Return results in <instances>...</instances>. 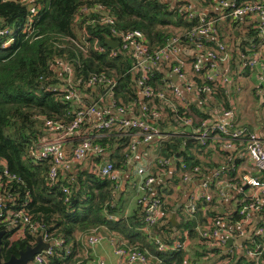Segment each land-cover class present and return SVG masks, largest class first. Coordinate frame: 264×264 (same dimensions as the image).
I'll return each mask as SVG.
<instances>
[{"label":"trees","instance_id":"1","mask_svg":"<svg viewBox=\"0 0 264 264\" xmlns=\"http://www.w3.org/2000/svg\"><path fill=\"white\" fill-rule=\"evenodd\" d=\"M199 1V7L205 8L211 0ZM178 3L165 0H31L28 3L34 9L31 12L28 4L0 0V28L10 29L11 37V42L6 46L2 45L5 36L0 37V162L18 178V181H12L11 190L17 193L18 201L26 198V211L30 219L41 223L53 235L62 236L70 247L68 255L53 256L48 264L85 261L78 254L79 247L85 244L86 237L96 233L115 237L117 245L126 249L145 251L152 263L184 264V250L159 249L158 243L170 246L183 238L190 239L202 216L203 204L197 202L194 213L189 215L182 201L169 203L172 190L159 180L153 188L161 201L160 216L145 230L142 206L136 202L128 205L129 196L135 189L132 182L137 167L136 159L128 160L131 156L128 150L129 136L102 130V135L93 139L102 148L100 154L87 155L73 163L55 183H49L47 179L48 160L33 162L28 154L35 139L45 131V119L68 123L73 117V105L62 99L60 91L51 90L63 85L65 78L60 70L51 65L55 59L66 60L71 65V87L84 94L87 101L108 91L112 92L117 102L131 103L136 99L134 75L128 71L131 57L120 51L112 56L111 50L102 43L103 37L109 36L107 25L98 22L97 14L83 11L82 8L100 5L113 18L115 29L141 31L147 47L154 49L172 35L179 34L183 40V32L198 23V16L186 18L180 14L177 11ZM29 14L31 21L27 31L24 29ZM244 21L225 19L214 23L219 40L225 43L228 35L234 39L230 52L231 69L236 52L243 51L253 42L254 32L247 30ZM225 27L230 29L227 35ZM240 28L244 32L239 33ZM235 31L238 32L236 37ZM94 40L97 46L103 48L102 51L94 48ZM186 45L189 48L191 44ZM90 74H103L114 84L111 88L105 84L86 87L84 82ZM229 75L235 80L233 73ZM246 76L247 70H244L240 78ZM161 77L159 71H154L149 83L160 86ZM236 94L233 91L226 95L223 88L217 86L205 97V101H189L182 106L176 105L175 109L166 106L161 129L177 134L159 143H148L145 149L151 147L158 157H172L178 153L187 164L206 169L218 166L219 163L213 161L212 157L215 152H221L224 156L223 151L215 144L201 146L196 141L187 142V138L178 134L186 127L175 118V113L196 122L228 107L235 110V103L231 99ZM261 104L264 105L263 102ZM249 128L252 127L249 125ZM200 155L206 159L205 162L199 158ZM105 161L119 170V181L97 173L96 168ZM141 165L148 168L146 173L161 169L155 162L150 163L149 167L145 163ZM176 182L174 177V184ZM61 184L67 185L66 193L61 192ZM171 213L175 216L174 224L168 219ZM227 213L231 220L238 218L234 211ZM215 214L221 218L223 216L218 211ZM260 215L254 221L253 228L262 227L263 234L258 236L253 232L251 238L257 243H264V215ZM3 228L0 226V229ZM10 231L6 229L1 238L2 259L16 255L33 239L27 236L10 242ZM251 244L250 240L241 241L243 247ZM209 251L211 249L208 250L205 243H201L195 255L203 256ZM224 257L223 264H250L242 252H232Z\"/></svg>","mask_w":264,"mask_h":264},{"label":"built area","instance_id":"2","mask_svg":"<svg viewBox=\"0 0 264 264\" xmlns=\"http://www.w3.org/2000/svg\"><path fill=\"white\" fill-rule=\"evenodd\" d=\"M12 1L23 4L31 2ZM165 1L179 2L177 11L186 18L198 16V23L183 32V40L179 34L172 35L163 45L154 49L147 47L141 31L115 29L113 18L100 5L82 8L83 11L97 14L98 22L107 25V37L117 42L115 48H109L110 54L114 56L120 51L131 57L132 63L128 71L134 75L136 99L131 103L117 102L112 92L108 91L87 101L83 94L71 87V65L66 60L55 59L51 65L60 70L65 78L63 85L52 87L51 90L60 91L62 99L73 105V117L68 123L45 119L44 133L35 139L28 152L33 162L48 160L49 183H55L73 163L81 161L87 155H99L102 148L93 139L101 136L102 130L129 136L128 150L131 156L128 160L131 161L133 154L141 146L154 141L159 143L177 134L172 130L161 129L166 106L175 109L176 105L182 106L189 101H205V97L217 86L229 95L239 89L236 80L244 70H247V104L253 93L264 103V0H211L205 8L199 7V0ZM29 9L34 11L33 8ZM225 19H244L247 30L254 32L253 42L249 47L236 52L232 60L233 69L229 66L231 53L227 50V45L218 39L214 25ZM30 21L31 14L27 16L24 30L28 31ZM2 36H5L3 46L11 42L10 29L0 28V37ZM186 43L191 44L189 48ZM93 46L99 51L103 49L96 45L95 40ZM154 71H159L162 75L161 84L157 87L149 83ZM229 73L236 76L235 80ZM101 84L111 88L114 82L103 74H90L84 82L86 87ZM236 117L233 107L222 109L212 117L196 122L190 117L175 113V118L186 127L178 134L201 146L215 144L226 153L224 161L214 168L189 165L178 153L172 157H158L155 152L151 159L161 169L175 161L179 171L178 181L182 184L195 183V190L190 192L185 202V211L189 215L194 213L197 202L203 204L202 216L190 239L183 238L170 246L158 243L159 249L168 247L184 250V264H223L224 256L232 252H242L250 264H264V243H257L251 238L253 232L258 236L263 234L262 227L253 228V223L260 214L264 215V137L249 128L248 108L238 121ZM244 157L250 162L253 174L238 175L239 164ZM0 164V226L4 227L3 230H11L10 233L16 231L20 236L17 239L8 236V240L12 242L30 236L33 239L29 244L33 245L35 237L40 236L45 247L32 256L31 264H48L53 256L68 255L70 247L62 236L53 235L41 223L30 219L26 211V198L18 201L17 193L11 190L12 181H18V178L7 170L3 162ZM96 169L98 174L113 181L120 180L119 170L108 161ZM158 175L159 172L146 173L145 168L137 166L132 182V186L138 191L135 202L142 206L145 230L160 216L161 201L153 188ZM243 187L247 189V195L237 201L234 209L238 218L230 219L226 228L221 218L215 214V208L225 200L229 192ZM60 188L61 192H67L66 184H61ZM228 238H231V243L227 247ZM244 239L250 240L252 244L241 246ZM102 240L112 249L116 264H156L149 260L145 251L118 246L113 236L96 233L89 235L84 241L89 248H94ZM201 243H205V247L211 251L197 256L194 261ZM76 264H104V259L96 257L92 261L79 260Z\"/></svg>","mask_w":264,"mask_h":264},{"label":"crops","instance_id":"3","mask_svg":"<svg viewBox=\"0 0 264 264\" xmlns=\"http://www.w3.org/2000/svg\"><path fill=\"white\" fill-rule=\"evenodd\" d=\"M262 52L264 54V48H263ZM243 79H246V77ZM237 96H238V93L235 95V97H233L234 99H231L234 103L236 101ZM246 104H247V101H246ZM245 112H247V107L241 113H236L238 115L236 117L237 121L240 119V116L242 115V113L244 114ZM249 125L252 127L251 128L252 130H254L258 134H259V132H261L262 135H260V136L264 137V120L263 121L258 120V122L256 124V126H258V127L254 128L252 126L253 125L252 121L249 122ZM145 147L146 146H141L139 151H137V152H140V154H138L136 152L133 154L132 158L136 159L137 163H138L139 160H143V159H141V157L145 156L144 163L147 162L146 164L149 167L150 163H152L151 159L155 156V154H154L155 151L152 150L151 147H147L146 149H145ZM223 153H224V156L221 152H215L213 157H212L213 161L219 163V165H220L222 163V161H224V158H225L226 153L225 152H223ZM199 158L204 162L206 161V159L203 158L202 155H200ZM137 166H142V165L138 163ZM239 168L240 169H239L238 175L242 174V173H249V174L254 173V170L251 168L250 162L248 161V159L246 157L242 158V160L240 161ZM158 172L160 173V175H158V177L155 181V184H157L158 181L160 180L163 183V185H167L168 187H170L172 191L170 193L169 203H173L176 200L182 201L184 209H185V202L188 198V195L190 194V192H193L196 188L195 183L182 184L178 181L179 171H178V168L176 167L175 161L172 162L170 165L166 166L165 168L157 170L155 173H158ZM173 176L175 177V179H177V182L175 184H174V177ZM137 194H138V191H136V189H134V192L132 194H130L131 197L129 196L130 199L128 200V205L131 203L133 204L135 202V198L138 196ZM246 195H247V189H245L244 187L240 190L235 189V190L229 192V194L225 198V200H223L221 203H219L216 206L215 211L223 213L222 218L221 217L220 218H221V220L224 223V226L226 228L228 227V225H229L228 221L230 220L227 212L233 211L235 206H236L237 201L245 198ZM78 254L81 256V259L82 258L86 259L85 261H92L93 258L102 257L104 259V264H116L115 256L112 252V249L110 248V246L107 244V242L105 240H102L94 248H89L86 244L83 243V246L79 247ZM196 259H197V256L195 257L194 261H196Z\"/></svg>","mask_w":264,"mask_h":264},{"label":"rangeland","instance_id":"4","mask_svg":"<svg viewBox=\"0 0 264 264\" xmlns=\"http://www.w3.org/2000/svg\"><path fill=\"white\" fill-rule=\"evenodd\" d=\"M225 31H226V35L228 33H230V29L228 27H225ZM238 31H239V33L244 32L241 28ZM234 33H235L234 36L236 37L238 35V32L235 31ZM225 40L227 41V42L225 41V44L227 45V50L231 52L232 51V45L234 44V39H233L232 35L226 36ZM262 55L264 57L263 52H262ZM236 83H237L239 89L237 91H235L238 93V96L236 97V101L234 100L235 101V113H241L247 107L248 108V122L252 121V124H253L252 126L254 128L258 127V126H256L258 120H260V121L264 120V105L261 104V100L259 99L258 95H255L254 93L252 94V97L249 99V103L246 104V101L248 100V98H247L248 97V91L246 88L247 87V79L239 78L236 80ZM236 116H238V115L236 114ZM259 135H262V133L259 132ZM141 159H143V160H139V162H138L139 164L144 163L145 156H142ZM9 236H11V238H13V239H17L20 237L18 232H16V231L9 233Z\"/></svg>","mask_w":264,"mask_h":264},{"label":"water","instance_id":"5","mask_svg":"<svg viewBox=\"0 0 264 264\" xmlns=\"http://www.w3.org/2000/svg\"><path fill=\"white\" fill-rule=\"evenodd\" d=\"M28 8L32 7V4L27 5ZM104 45L108 48H115L117 46V42L112 40L111 38L104 36L102 39ZM190 140H187V142ZM171 224L175 223L174 213H171L168 218ZM5 230L0 229V244L1 238L4 236ZM231 243V238L227 239L226 246L228 247ZM45 244L42 242L40 236L35 237V243L33 245H26L23 249L18 250L16 255H10L7 259H2L0 257V264H29L32 260V256L37 253L40 249L44 248Z\"/></svg>","mask_w":264,"mask_h":264},{"label":"flooded vegetation","instance_id":"6","mask_svg":"<svg viewBox=\"0 0 264 264\" xmlns=\"http://www.w3.org/2000/svg\"><path fill=\"white\" fill-rule=\"evenodd\" d=\"M30 264V263H29Z\"/></svg>","mask_w":264,"mask_h":264}]
</instances>
